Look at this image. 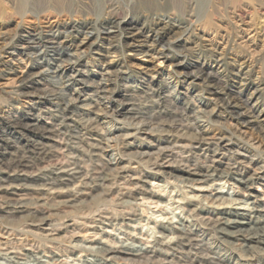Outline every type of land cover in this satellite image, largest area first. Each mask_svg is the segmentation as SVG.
<instances>
[{"label":"clouds","instance_id":"9594fccd","mask_svg":"<svg viewBox=\"0 0 264 264\" xmlns=\"http://www.w3.org/2000/svg\"><path fill=\"white\" fill-rule=\"evenodd\" d=\"M0 264H264V0H0Z\"/></svg>","mask_w":264,"mask_h":264}]
</instances>
